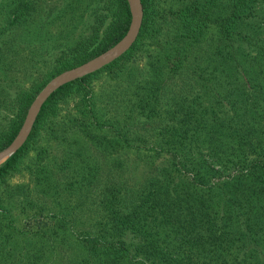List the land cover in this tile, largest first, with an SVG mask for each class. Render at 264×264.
I'll return each instance as SVG.
<instances>
[{"label":"rangeland","instance_id":"rangeland-1","mask_svg":"<svg viewBox=\"0 0 264 264\" xmlns=\"http://www.w3.org/2000/svg\"><path fill=\"white\" fill-rule=\"evenodd\" d=\"M187 1L150 0L152 33L156 38L145 40L141 51L131 52L123 70L115 75L102 73L92 83L97 119L117 130L126 131L130 128L140 131L153 127L154 135L144 136L142 141L139 137L131 140L129 149H121V145L119 148L112 146L108 139L100 142L104 139L102 136L111 138L112 134L107 131H103V134L98 132V136L96 134L94 138L83 127H77L75 119L79 117L81 94L73 93L59 104L55 119L41 130L26 161L8 183L13 193H22V187L26 188L24 185L28 184L29 178V170L26 171V168L31 166L34 170L45 167L49 174L59 178V182L55 183V195L51 188L52 177L49 188L44 192L46 196H43L41 205L46 207V215L55 213L56 216L63 217L73 226L74 236L84 235L85 230H95L98 225L106 223L108 213L113 210L111 208L115 203H112V199L120 193L119 190L128 188L130 191H145L143 183L147 173H151L148 169L151 159L146 157L147 152L140 150L138 154L137 150L147 147L152 140L154 143L166 141L176 126L186 125L189 126V132L188 139L184 140L194 141L193 156L198 161L204 160L211 164L220 175L223 171L224 178L220 179L218 185L223 186L225 202L227 198L238 200V215L247 224L241 229L238 225L231 229L235 232L236 240L226 245L223 264H264V215H257L259 211L263 213V195L257 199L256 193L251 195L247 191V186L242 191L233 193L225 185L228 183L225 177L237 174L239 158L250 159L246 150L237 149L240 156L237 157L235 147L245 141L237 133L246 131L248 125L259 132L264 131V0H256V13L259 17L248 27V35L253 37L247 41L258 44L250 47L245 56L249 62L246 69L252 70L249 77H254V81L247 84L244 81L234 82L235 89H245L244 92L230 96L238 107L235 111L229 108L219 112L215 103L209 106L210 99L207 96L196 94L201 93L197 89L189 96L185 91L181 96L179 91L173 90L167 92L163 100V95L156 100L154 93L141 92L143 87L154 82L150 74L157 48L153 43L164 41L169 31L172 32L174 28L170 13ZM105 2L106 0H0V131L7 128L13 119L15 99L24 92H32L36 98L55 77L68 71L58 72L63 59L71 55L70 50L78 43L90 37L95 22L101 21L100 28L109 23L110 13L106 4L104 6ZM211 33H214L213 30L207 34L208 42L213 39ZM244 45L249 46L246 43ZM252 60L258 63H250ZM191 62L196 63L191 64L193 67L203 68L211 73L212 81L216 79L221 82L223 79L224 70L220 66L217 75L218 67L211 61V56L198 53ZM228 73L235 80L239 76L233 67L228 68ZM180 78L178 76L170 87L175 89V84L182 85ZM247 88L251 91H247ZM173 111L179 113L175 119L168 114ZM248 120L255 126L247 123ZM234 121L237 127H234ZM199 132L201 135L197 136ZM139 133L142 135L143 132ZM90 141H95L98 145ZM200 141L202 144H199ZM205 141L209 144H203ZM210 142L217 145H210ZM198 149L200 156H196ZM155 162L160 165L158 161ZM218 180L215 179L216 182ZM173 183L180 187L179 180ZM172 187L173 184H169L167 189ZM236 188L237 185L233 187ZM167 189L154 188V219L148 217L135 233L126 232V239L153 245L154 264H194V261L200 260L199 256L193 250L185 248L186 222L190 220V213L182 212L186 204L180 197L179 200L165 202L163 197ZM53 201L57 205L52 206ZM217 201L219 198L214 197V203ZM226 207H229L227 203ZM248 209L251 210L250 219ZM15 215L16 225L20 227L26 215L23 205H18ZM195 215L198 217V212ZM174 219H179L180 226L177 229L173 225ZM18 242L19 244H12L7 240H0V256L7 253L4 259L0 257V264H46L45 257L52 251L44 246L33 253L32 260L31 257L25 260V256L16 255L15 260L12 259L14 249L29 245L28 240ZM29 248L27 246L26 249Z\"/></svg>","mask_w":264,"mask_h":264},{"label":"trees","instance_id":"trees-1","mask_svg":"<svg viewBox=\"0 0 264 264\" xmlns=\"http://www.w3.org/2000/svg\"><path fill=\"white\" fill-rule=\"evenodd\" d=\"M255 3L256 0H188L170 13L174 29L169 31L164 41L153 43L157 48L154 63L151 65L153 71L150 74L154 82L143 87L141 92L154 93L156 100L163 95V100L166 93L173 90L179 91L181 96L185 91L189 96L197 89L201 93L196 94L207 96L210 99L209 106L215 103L218 112L229 108L235 111L238 105L230 96L244 92L245 89H235L233 83L244 81V84H247L254 81V77H249L252 70L246 69L249 62L245 56L250 47L258 45L247 41L253 37L248 35V27L259 17ZM105 4L110 13L109 23L100 28L101 21L97 20L90 37L70 50L71 55L63 59L58 72L70 70L105 54L126 36L132 24L127 1L106 0L104 6ZM140 4L143 19L136 42L129 52L99 71L68 82L54 91L42 104L24 144L0 168V240H7L12 244H19V240L29 241V245L24 248L20 249L18 246L14 249L11 256L14 260L15 255L25 256V260L31 257L32 260L33 253L44 246L52 251L45 257L46 264H154V246L142 244L134 239L128 240L126 232L135 233L148 217L154 219V188L167 189L169 184L174 187L165 192V202L176 201L180 197L186 204L182 212L190 213V220L186 222L185 248L193 250L199 256L200 260L194 261V264H223L226 245L236 240L235 232L231 229L235 225H238L239 229L247 225L238 215V200L227 198L225 202L223 186L218 185L220 179L224 178L223 171L220 175L211 164L204 160L198 161L193 156L194 141L187 142L189 126L186 125L176 126L166 141L154 143L152 140L147 147L137 150L138 154L140 150L147 152L146 157L151 159L148 165L151 173H147L143 183L145 191L122 188L115 200L112 199V194V203H115L111 208L113 210L108 213L106 223L98 225L95 230H85L84 235L74 236L73 226L63 217L56 216L55 213L46 215V207L41 205L43 196H46L44 192L49 188L52 177L51 188L55 195V183L59 182V178L49 174L45 167L34 170L31 166L26 168V171L29 170V178L28 184L24 185L26 188L22 187V193H13L8 183L26 161L41 130L55 119L59 104L73 93L81 94L79 117L75 119L77 127H83L94 138L96 134L98 136V132L103 134V131H107L112 134L111 138L101 135L104 139L100 142L108 139L112 146L119 148L121 145V149H129L131 140L139 137L142 141L144 136L154 135L153 127L149 130L140 129L143 132L141 135L136 129L129 128L124 131L117 130L114 126H106L105 122L96 118L93 104L94 80L102 73L115 75L123 70L131 52L141 51L145 40L156 38L152 33V3L150 0H140ZM167 28L170 30L169 25ZM210 30L214 33H211L212 41L208 42L207 34ZM243 40L249 46H245ZM253 50L251 49V52H254ZM198 53L211 56V61L218 67L217 75L220 66L222 67L224 71L221 82L216 79L212 81L211 73L191 65L196 64L191 61ZM250 63L258 61L252 60ZM230 67L239 73L236 80L228 73ZM178 76L181 77L182 85L175 84V89L171 88L170 85ZM262 82L264 83V78ZM247 91L251 90L247 88ZM34 99L32 92H24L15 99L13 119L7 128L0 131V151L8 147L20 132ZM168 114L172 119L179 115L176 111ZM235 123L236 121L233 122L234 127H237ZM247 123L255 126L250 120ZM262 126L264 127V123ZM247 127L246 131L237 133L245 141L237 144L235 153L240 157L237 149L246 150L250 159L239 158L237 174L225 177V180H228L225 185H228L233 193L242 191L247 186V191L251 195L256 193L257 199L263 195L264 202V131L259 132L249 125ZM200 135L201 132L197 136ZM185 138L187 139L184 140ZM90 142L96 144L95 141ZM199 144H202L201 141ZM203 144L209 143L205 141ZM210 145L217 144L210 142ZM196 154L201 155L200 151ZM41 165L40 163L39 166ZM42 169L44 171H41ZM215 179L219 180L216 182ZM177 180L181 182L180 187L173 183ZM236 185L237 188L233 189ZM214 197L219 198L217 203H214ZM226 203L229 207H226ZM18 205H23L26 211L20 227L16 225L15 215ZM53 205H57V202L53 201ZM248 210L250 219L251 210ZM257 215L263 216L264 209L263 213L259 211ZM168 217L170 218V214ZM173 225L176 229L179 228V219H174ZM247 232L248 230L244 234ZM27 246L30 248L26 249ZM6 254L0 257L4 259Z\"/></svg>","mask_w":264,"mask_h":264},{"label":"water","instance_id":"water-1","mask_svg":"<svg viewBox=\"0 0 264 264\" xmlns=\"http://www.w3.org/2000/svg\"><path fill=\"white\" fill-rule=\"evenodd\" d=\"M130 9L132 24L126 36L110 51L55 77L35 98L27 113L24 124L12 143L0 151V165L6 162L26 141L32 125L38 116L44 101L62 85L102 69L112 61L121 57L136 41L142 20L140 0H126Z\"/></svg>","mask_w":264,"mask_h":264}]
</instances>
